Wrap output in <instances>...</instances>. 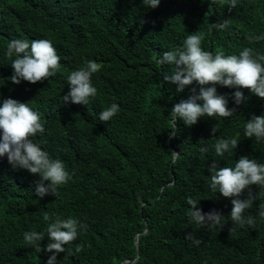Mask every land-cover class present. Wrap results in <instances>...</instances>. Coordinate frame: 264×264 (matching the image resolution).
<instances>
[{
    "label": "trees",
    "instance_id": "16d2710c",
    "mask_svg": "<svg viewBox=\"0 0 264 264\" xmlns=\"http://www.w3.org/2000/svg\"><path fill=\"white\" fill-rule=\"evenodd\" d=\"M141 3L0 0V105L9 98L29 102L45 129L31 139L51 159L63 161L71 176L55 196L39 198L34 194L39 176L14 170L7 156L0 157V264H47L53 255L45 250L47 235L41 251L23 239L25 232L45 231V212L88 226L65 246L75 251L82 245V251L57 254L58 264H264V218L258 215L264 191L251 186L259 195L243 214L254 217L255 226L234 225L231 200L210 189L208 171L213 161L233 167L241 156L264 164V141L244 135L246 122L264 115V99L239 89L247 99L237 106V89L216 85L234 115L205 116L191 127L178 120L174 126L169 113L190 88L178 93L176 85L163 81L173 66L156 63L159 54L182 47L196 32L202 34V50L213 54L239 55L245 47L264 54V40L248 39L264 36V0H237L235 7L230 0H161L155 9ZM225 20L227 28L211 27ZM13 38L51 39L60 57L56 75L36 84L11 83L15 57L6 50ZM85 60L102 65L91 77L97 95L87 105L64 104L67 78ZM112 103L119 112L100 121L98 114ZM237 135L236 149L215 154L217 139ZM175 151L179 156L173 160ZM188 197L204 213L221 212L223 228L191 221ZM189 232L202 242L186 240Z\"/></svg>",
    "mask_w": 264,
    "mask_h": 264
},
{
    "label": "clouds",
    "instance_id": "9594fccd",
    "mask_svg": "<svg viewBox=\"0 0 264 264\" xmlns=\"http://www.w3.org/2000/svg\"><path fill=\"white\" fill-rule=\"evenodd\" d=\"M160 2L161 0H142L145 7L152 9L157 8ZM230 2L231 6L235 7L237 0ZM227 26L228 21L225 20L218 21L211 27L223 29ZM248 39L260 41L264 40V36H250ZM201 41L202 34L199 32L188 34L182 47L165 51L162 55L159 54V59L156 60V63L162 66H173L171 72L163 73L165 83L176 85L178 93L184 92L186 87L190 88L188 98L174 104L169 113L174 126L178 120L191 127L205 116L227 118L234 115L236 109L228 108V99L225 95L217 93L216 85L237 89L233 93L237 106L247 99L239 89H248L253 95L264 99V54H259L248 47L239 55L226 56L222 51L213 54L202 50ZM6 56L15 57L11 63L13 75L9 79L11 83L17 85L21 81L36 84L48 80L56 75L60 67V57L49 38L32 41L13 38L7 43ZM101 68L102 65L94 60H85L82 67L72 71L67 78L69 91L62 96L64 104L71 102L76 105H87L89 98L97 95V88L92 85L91 77ZM194 83L200 86L198 91L190 87ZM208 85L211 86L206 87ZM118 112L119 106L112 103L98 114V118L102 122H107ZM44 131L40 114L29 107V102L22 103L9 98L0 105V157L7 156L8 163L14 170H26L34 176H39L34 193L39 198L46 195L55 196L58 186L71 179L63 161L51 159L49 154L31 139ZM217 131L216 126L211 129L213 136ZM244 135L250 139L255 138L257 142L264 141V115L252 116L244 126ZM238 142V135L235 138L217 139L214 144L215 154L223 156L226 152L236 149ZM199 151L206 153L208 149L200 147ZM175 152L172 153L173 160L179 156ZM208 171L210 189L231 200L229 217L232 223L240 227L245 224L254 227L255 218L245 217L243 214L253 206L259 195L253 194L251 186H259L264 191V164L241 156L233 167H220L213 161ZM245 191L246 197L241 198ZM187 204L191 206L188 210L191 221L209 228L217 226L223 228L222 222L225 217L221 212L212 210L204 213L198 207V202L191 197L187 198ZM258 215L264 218V203L260 204ZM43 219L48 222L45 231L25 232L23 239L26 244L41 251L40 242L45 239V234L47 235L49 243L45 250L53 253L47 264H58L57 254L67 253L72 256L82 251V245H76L75 251L65 246L72 244L80 232L87 231L86 224L72 217L55 216L53 219L47 212L44 213ZM185 239L197 245L202 242L191 232L185 235Z\"/></svg>",
    "mask_w": 264,
    "mask_h": 264
},
{
    "label": "bare ground",
    "instance_id": "6f19581e",
    "mask_svg": "<svg viewBox=\"0 0 264 264\" xmlns=\"http://www.w3.org/2000/svg\"><path fill=\"white\" fill-rule=\"evenodd\" d=\"M191 3V2H190ZM142 4V3H141ZM211 12V11H210ZM209 12V13H210ZM207 14V13H206ZM212 15V14H211ZM211 20V19H210ZM229 21V20H228ZM233 23V22H232ZM198 24V23H197ZM235 24V23H234ZM200 27V26H199ZM205 27V26H204ZM203 28V27H202ZM209 28V27H208ZM206 29V28H205ZM233 29V28H232ZM237 30V29H236ZM215 31V30H214ZM241 31H242V29H241ZM205 32V31H204ZM230 32V31H229ZM240 33V32H239ZM223 34V33H222ZM244 35V34H243ZM228 37V36H227ZM243 40V39H242ZM25 258V257H24ZM22 259V258H21Z\"/></svg>",
    "mask_w": 264,
    "mask_h": 264
},
{
    "label": "water",
    "instance_id": "95a60500",
    "mask_svg": "<svg viewBox=\"0 0 264 264\" xmlns=\"http://www.w3.org/2000/svg\"><path fill=\"white\" fill-rule=\"evenodd\" d=\"M175 153H176V152H175ZM144 232H145V231H144ZM136 237H138V235H137ZM127 262H128V260L125 261V263H127ZM122 264H124V262H123Z\"/></svg>",
    "mask_w": 264,
    "mask_h": 264
}]
</instances>
